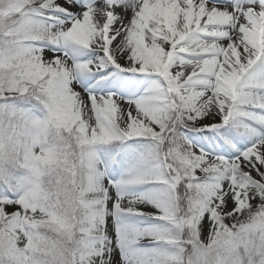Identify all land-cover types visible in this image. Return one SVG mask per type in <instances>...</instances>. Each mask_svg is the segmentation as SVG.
Returning a JSON list of instances; mask_svg holds the SVG:
<instances>
[{"label":"snow or ice","instance_id":"obj_1","mask_svg":"<svg viewBox=\"0 0 264 264\" xmlns=\"http://www.w3.org/2000/svg\"><path fill=\"white\" fill-rule=\"evenodd\" d=\"M0 264H264V0H0Z\"/></svg>","mask_w":264,"mask_h":264}]
</instances>
